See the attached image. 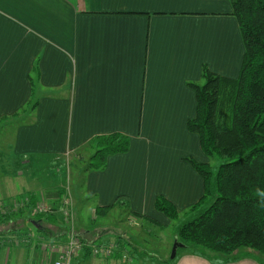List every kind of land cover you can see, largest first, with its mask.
Returning a JSON list of instances; mask_svg holds the SVG:
<instances>
[{
  "label": "crops",
  "instance_id": "crops-1",
  "mask_svg": "<svg viewBox=\"0 0 264 264\" xmlns=\"http://www.w3.org/2000/svg\"><path fill=\"white\" fill-rule=\"evenodd\" d=\"M231 9L230 0H0V122L12 133L13 155L25 166L48 156L56 167L54 159L83 151L93 136L119 131L130 137L127 152L110 155L103 170L83 174V195L94 199L91 215H97L94 206L111 205L119 195L143 215L129 212L134 224L148 221L145 215L168 219L154 207L160 194L179 210L192 205L203 193V179L185 157L210 158L186 127L196 105L189 82H199L203 65L229 77L238 74L244 46ZM35 62L38 103L32 111L20 110L31 98ZM31 192L7 195L0 206L6 214L17 212L11 202ZM50 199L57 207V195ZM53 216L54 222L36 221L34 235L26 225L12 229L30 230V240L2 245L4 264L51 261L54 255L40 242L65 238L60 217ZM74 227L86 243L115 241H97L96 228ZM183 254L171 264L227 263Z\"/></svg>",
  "mask_w": 264,
  "mask_h": 264
},
{
  "label": "trees",
  "instance_id": "trees-1",
  "mask_svg": "<svg viewBox=\"0 0 264 264\" xmlns=\"http://www.w3.org/2000/svg\"><path fill=\"white\" fill-rule=\"evenodd\" d=\"M230 2L244 46L238 74L229 77L203 65L199 82H189L196 105L194 116L186 122L187 129L198 135L204 154L210 159H220V163L213 170L209 161L185 157L201 175L203 193L181 211L185 217L174 233L175 240L184 244L182 248L192 246L195 253L203 255L198 252L202 251L200 247L221 255L225 262L236 254L251 256L239 251L241 248L264 254V0ZM38 75L36 63L29 75L31 98L27 108L20 110L35 109L38 96L34 88ZM129 146L130 137L119 131L93 136L86 144L92 152L83 171L103 170L110 155L127 152ZM61 192L57 193L58 200ZM36 200V194L29 193L26 207L12 214H0V225L24 213L30 221L57 220L48 213L31 216L28 211ZM114 206L126 207L132 215L143 217L130 208L126 195L117 196L111 205L96 206L95 211L105 214ZM154 207L171 220L178 217L176 205L164 195L155 197ZM145 218L151 223L165 225L150 216L145 215ZM116 242L119 245V238ZM121 245L127 248L129 242L122 241ZM83 253L84 257L91 255L87 247ZM114 253H117L113 255L115 258L122 257L121 250Z\"/></svg>",
  "mask_w": 264,
  "mask_h": 264
},
{
  "label": "rangeland",
  "instance_id": "rangeland-1",
  "mask_svg": "<svg viewBox=\"0 0 264 264\" xmlns=\"http://www.w3.org/2000/svg\"><path fill=\"white\" fill-rule=\"evenodd\" d=\"M7 127L6 122H0L1 202L2 200L7 199V195L13 196L14 192L20 194L21 192L25 193L28 190H33V193H36L37 196L35 203H43L46 205L52 202L50 197H55L61 190L62 194L66 191V188H68L72 197L73 209L74 204H76L77 212L74 209V214L72 216V222L74 224L76 223L77 226L82 225L83 228L86 227L88 230L96 228V230H92V233H101V236L97 238V241L101 237H109L110 239H115L113 242L117 247L118 244L116 240H118V238L120 241L119 245H121L122 241H125L126 239L131 241L127 250L124 249L128 252V257L125 260H123V258H105L99 256L81 257L79 259L74 257L75 259L71 264H93V262H109L113 260L117 261V263H120V261L126 262L131 260L134 262L140 261V264H170L172 262L171 253L173 244L175 243L174 233L178 223L185 217L182 210H185L186 208L182 210L177 208L179 210L178 217L172 220L168 218L166 221L160 222L161 224H165L163 226L145 220L141 222L138 221L139 224H134V221L130 220L128 217L129 210L126 207L119 206H115V208L111 209L106 215L97 213V215L92 216V207L90 205L94 203V199L87 194H85L86 197L83 195V174L85 173L83 168L88 162L92 150L84 145L83 148L85 149L83 151H80L79 153L72 152L63 157L62 161L60 157L56 158L52 161L58 163L56 167L49 165L51 160L48 156H44L46 160L43 158L35 159L25 166L21 161V158H17L13 155V136L10 130L5 132ZM219 163L220 159L215 157L210 159V164L213 170H216ZM58 206L55 207V209L58 208ZM12 211L15 210L12 209ZM28 212L31 214V210ZM56 214L60 217L58 212H56ZM27 217L28 216L24 213L23 216L16 218L12 217L11 219L13 220H10V223H2V225H0V247L2 245L10 246L9 244L18 246L20 244H26L23 239H26L27 241L30 240L28 235L29 231L31 230L32 235H34L33 232H37L38 228L35 227V225L32 224V221L28 220ZM24 220H26L25 223ZM61 220L62 218H58L60 225ZM24 225L30 228L26 234H16L12 232V229L19 227L24 228ZM62 225L64 228L65 224L62 223ZM51 229L53 230V228ZM64 230L65 232L67 231V229ZM75 231L79 232L78 234L80 236L82 235V233H80L82 230L78 231L76 229ZM102 231H106V233L102 234ZM88 235H90L89 232ZM198 248L203 251L198 250V252L205 255L208 259L218 260V258L221 257L219 254L211 253L210 251L208 252L200 247ZM177 249V255L175 256H179L182 253H186L183 255L196 254L195 248L192 246L186 248L179 247ZM239 251L244 253L248 252L251 256L244 255L239 257L240 254H236L235 257L231 258L227 263L233 264L237 262L236 264H248L246 261L241 260H249L250 264H261L264 260V254L252 252L247 248H241ZM114 254L116 255L117 253H113L112 256ZM2 255L0 249V264H4V259L1 258ZM259 261H261V263ZM214 264L218 263L214 262Z\"/></svg>",
  "mask_w": 264,
  "mask_h": 264
},
{
  "label": "built area",
  "instance_id": "built-area-1",
  "mask_svg": "<svg viewBox=\"0 0 264 264\" xmlns=\"http://www.w3.org/2000/svg\"><path fill=\"white\" fill-rule=\"evenodd\" d=\"M63 194L65 195V197L59 198V204L62 205V214L65 220V229H67V231L65 232L64 230L63 232V234L65 235V238L63 240L55 239L51 242L43 244L44 249H47L48 252L55 255L51 261L45 262L43 264H71L74 257L83 248V244L79 240V232L75 231L76 229L74 227V223L72 222L70 209L72 208L73 204L68 188H66V191H64ZM28 202L29 195H21L18 200L15 199L11 202V209L17 211L22 207H26ZM54 209L55 207L51 203L46 205L43 203H35L30 208L31 216L35 217L41 214H47L52 212ZM5 212V209L0 206V214H6L7 212ZM116 249L117 245L114 242H109L92 246V248L90 249V253L92 256L109 257L112 253H114ZM127 255V252L123 250V259H127Z\"/></svg>",
  "mask_w": 264,
  "mask_h": 264
},
{
  "label": "bare ground",
  "instance_id": "bare-ground-1",
  "mask_svg": "<svg viewBox=\"0 0 264 264\" xmlns=\"http://www.w3.org/2000/svg\"><path fill=\"white\" fill-rule=\"evenodd\" d=\"M61 197H65V195L62 193ZM70 197H71V195H70ZM71 199H72V197H71ZM70 210H71V216H73V206H72V208ZM56 212H58L60 214V218H62L61 221H62V223H64V217H63V214H62V205L59 204L58 208L54 209L52 212H50L48 214L57 215ZM79 240L82 242L83 248L81 249V251L77 255H79L80 253H83L85 251L86 247L90 250L92 248V246L99 244V243H95V242L86 243L85 241L82 240L81 236H79ZM51 241L52 240H50V241H41L40 245H41L42 250H44L45 252H48L47 249L43 248V244H46V243L51 242ZM101 244H104V243H101ZM112 254L109 257H112ZM77 255L75 256V258L77 257ZM122 258H123V256H122Z\"/></svg>",
  "mask_w": 264,
  "mask_h": 264
},
{
  "label": "water",
  "instance_id": "water-1",
  "mask_svg": "<svg viewBox=\"0 0 264 264\" xmlns=\"http://www.w3.org/2000/svg\"><path fill=\"white\" fill-rule=\"evenodd\" d=\"M32 224L36 225L37 222L32 220ZM183 246H184L183 243L175 240V243L173 244V247H172L171 259L175 257L177 248L183 247Z\"/></svg>",
  "mask_w": 264,
  "mask_h": 264
}]
</instances>
